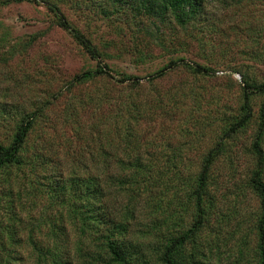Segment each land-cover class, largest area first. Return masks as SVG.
<instances>
[{
	"label": "rangeland",
	"instance_id": "rangeland-1",
	"mask_svg": "<svg viewBox=\"0 0 264 264\" xmlns=\"http://www.w3.org/2000/svg\"><path fill=\"white\" fill-rule=\"evenodd\" d=\"M52 1L74 28L108 55L102 54L99 59L88 55L71 33L56 23L45 1L0 4V101L6 104V109L12 110V114L44 106L43 120L38 119L32 136H35L33 142L37 150L42 147V153L47 156L49 170L57 169V162L64 163V160L69 168L70 154L81 149V139L76 137L71 118L79 122L82 137L97 120L100 139L107 133L112 139V151L126 158L122 140L114 134L115 129L110 132L109 129L113 124L117 127L122 124L118 114H126L123 105L129 100L135 101L141 111L152 109L149 116L141 117L135 125L139 129L141 146L147 145L154 158L158 153L181 148L182 157L189 160L191 170H195L206 149L220 134L219 121H211L224 108H238L242 85L240 72L257 82L264 80V0H225V3L206 0L203 13L211 17L212 27L206 26L201 37L203 44L189 39L173 22L152 24L143 16L134 21L129 8L123 13L106 16L97 5L91 7L76 0ZM156 25L159 34L164 35L165 47L154 43L149 36V33H156ZM142 39L150 40L146 42L147 47ZM135 45L149 51L148 57H135L132 54ZM178 56L209 66L213 72L208 76L193 75L180 65L152 81L142 77ZM97 60L108 65L105 69L112 77L100 75L68 87L75 74L94 67ZM239 69L240 72L235 71ZM122 71L140 77L138 88L117 80ZM174 95L179 97L178 103L169 102ZM49 100L51 103L47 105ZM260 100L258 95L253 96L250 124L226 140L212 164L209 189L215 205L198 239L208 264H255L256 261L255 225L259 203L247 180L254 163L250 143ZM85 104L87 108L84 107L81 115L80 105ZM71 105L77 108V116H69ZM12 123L10 117L0 121V140L9 139ZM87 135L89 138L91 134ZM23 186V193H28V184L25 182ZM160 192V188L153 186L141 199V206L145 208L139 218L141 224L150 225L153 220L175 210L180 227L185 228L191 220V208L178 203V199L183 201L184 195L172 202L170 191ZM21 202L23 209L17 204L15 210L20 211L22 224L18 236L24 243V236L39 217L45 222L41 232H48L45 216L55 213L56 208L45 191L39 196L29 193L26 197L24 194ZM5 210L3 207L0 213ZM154 211L156 216H152ZM29 217L35 220L29 221ZM64 225L70 232V225L67 222ZM167 227L170 230V226ZM14 248L17 250L14 255L19 252L16 264H32L33 256L28 253L30 245ZM239 250L243 254L240 255ZM146 255H150L147 263L155 264L154 255Z\"/></svg>",
	"mask_w": 264,
	"mask_h": 264
},
{
	"label": "trees",
	"instance_id": "trees-1",
	"mask_svg": "<svg viewBox=\"0 0 264 264\" xmlns=\"http://www.w3.org/2000/svg\"><path fill=\"white\" fill-rule=\"evenodd\" d=\"M20 1L23 0H0V4ZM42 1H45L56 23L70 32L88 55L95 59L101 58L102 54L108 55L100 52L87 37L74 28L55 2ZM76 1L91 7L97 5L101 14L106 16L123 13L125 8H129L132 11L130 18L134 21L143 16L152 24L173 22L185 36L197 39L202 44L201 37L206 26L212 27V23L209 24L211 17L208 18L203 13L206 0ZM222 1L225 3V0ZM155 29L156 33H149V36L154 43L165 47L162 40L164 35L159 34V26L156 25ZM142 40L144 43L150 41ZM144 47H147V43ZM132 54L145 59L149 51L135 45ZM180 65L193 75L208 76L213 72L209 66L189 62L178 56L142 77H148L152 81ZM105 68L108 65L97 60L94 67L75 74L68 87H72L74 83H85L100 75L112 77ZM235 71L240 72V69ZM118 75L119 82H128L138 88L139 76L124 71ZM240 77L242 85L238 108H224L211 121H219L220 134L218 133L217 139L206 149L195 170H191L189 160L182 157L181 148L158 153V158H154L147 145L141 146L143 143L135 125L141 117L149 116L152 109L141 111L136 102L131 100L124 101L126 114H118L122 124H118V127L113 124L109 129V132L115 129L114 134L122 140L126 158L112 151V139L107 133L100 139L97 120L90 124V130H86L82 137L79 122L71 118V122L75 123L76 137L81 139V149L70 154L69 168L64 160V163L57 162V169L49 170L47 156L42 153V147L37 150L33 142L35 136H32L38 119L43 120L44 106L29 112L12 114V110L6 109V104L0 101V121L9 117L13 119L9 139L6 142L0 140V210L3 207L6 209L0 213V264H16V255L19 252L14 255L17 251L14 247L19 245L23 248L31 246L28 253L33 256L32 264H148L150 255L147 257L146 254L154 255L155 264H208L198 239L215 205L209 189L212 164L226 140L250 124L254 95H258L261 100L256 129L250 143L254 163L247 184L259 203L255 225V264H264V80L257 82L243 72H240ZM55 97L56 95L53 99ZM178 98L174 95L169 102L178 103ZM48 103H51L50 100L47 105ZM86 105L88 104L80 105L81 115L84 107L87 108ZM77 114V108L71 105L69 116ZM186 132L189 133V130ZM87 133L91 134L89 138ZM183 145L187 147V144ZM25 182L29 186L28 193L22 191ZM153 186L160 188L161 192L165 189L170 191L172 202L184 195L183 201L178 199V203L185 207L190 205L191 208V220L185 228L180 227L175 210L166 217L153 220L150 225L141 224L139 218L145 209L141 206V199ZM44 191L56 208L55 213L45 216L48 232H41L45 222L39 217L30 226L23 243L18 236L22 224L20 211L15 208L19 204L20 210L23 209L21 200L24 194L26 197L29 193L39 196ZM155 213L157 212L154 211L152 216H156ZM30 220L35 219L29 217ZM65 222L70 225V232L65 229ZM163 226L165 227L162 228ZM41 234L42 240L39 238ZM186 245H189V250H186ZM238 252L243 254L242 250Z\"/></svg>",
	"mask_w": 264,
	"mask_h": 264
}]
</instances>
